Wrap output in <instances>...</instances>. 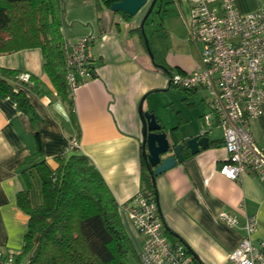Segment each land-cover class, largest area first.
I'll list each match as a JSON object with an SVG mask.
<instances>
[{
    "label": "crops",
    "instance_id": "obj_1",
    "mask_svg": "<svg viewBox=\"0 0 264 264\" xmlns=\"http://www.w3.org/2000/svg\"><path fill=\"white\" fill-rule=\"evenodd\" d=\"M235 1L242 14L256 11L264 4V0ZM165 2L171 4L165 9L170 10L171 18L184 13L181 0H161L158 11L165 8ZM147 7L134 16H126L111 10L105 0H65L61 29L64 41L82 36L91 38L89 57L93 76L79 86L73 97L72 110L77 121L72 120L65 98L46 73L40 48L0 54V67L17 69L22 77L36 78L31 88L14 86L23 90L35 114L22 111L11 97L0 96V247L17 255L23 248L29 216L18 205L17 195L26 188L25 175L31 183V204L40 201L34 169L22 173L27 158L36 151L37 134L41 158L52 167L57 165L54 160L57 155L73 151L68 148L70 140L78 141L75 149L87 155L100 172L118 204L124 229L137 243V252L140 251L142 238L126 210L134 194L146 187L141 179L139 102L143 98V109L155 114L171 141L169 130L181 120L174 135L175 143H184L206 130L202 115L207 109L205 96H195L199 91H188L189 96H179L178 102L158 96L166 111L149 95L165 91L169 77L152 63L139 30ZM186 8L188 11L187 5ZM145 25L146 21L144 32ZM158 55L165 67L172 65L182 72L191 71L199 62V52L198 56L185 53L176 57L158 51ZM216 129L219 128L203 133L209 138L207 148L192 154L184 146L183 161L155 178L167 236L182 242L203 264H229V253L246 234L243 226L247 217L255 219L252 242L258 245L264 239V183L253 173L229 179L218 171V165L228 154L222 132L212 135ZM250 131L256 144L264 148V103L261 113L250 120ZM221 211L234 215L237 225L220 220ZM27 260L25 257L19 264H26Z\"/></svg>",
    "mask_w": 264,
    "mask_h": 264
},
{
    "label": "built area",
    "instance_id": "obj_2",
    "mask_svg": "<svg viewBox=\"0 0 264 264\" xmlns=\"http://www.w3.org/2000/svg\"><path fill=\"white\" fill-rule=\"evenodd\" d=\"M186 1L189 40L198 46L199 62L191 71L170 74V85L204 92L203 133L218 127L228 154L218 171L229 179L253 173L264 183V148L256 144L250 131V120L261 113L264 103V4L242 14L235 0ZM90 45L89 36L62 44L65 80L72 98L93 76ZM77 146L76 139L68 143L70 149ZM126 210L142 238L140 264H203L182 242L167 236L153 189L138 190ZM218 217L231 226L238 223L226 211ZM243 227L246 234L229 253V264H264V239L258 245L251 239L254 217H247ZM0 264H17V253L0 247Z\"/></svg>",
    "mask_w": 264,
    "mask_h": 264
},
{
    "label": "trees",
    "instance_id": "obj_3",
    "mask_svg": "<svg viewBox=\"0 0 264 264\" xmlns=\"http://www.w3.org/2000/svg\"><path fill=\"white\" fill-rule=\"evenodd\" d=\"M115 1L105 3L110 7ZM64 8L65 0H0V54L40 48L46 73L65 98L72 120L77 121L65 80ZM31 82H36L34 76L25 80L19 70L0 67V96L11 97L22 111L35 114L23 90L14 87L31 88ZM180 122L169 130L174 143ZM35 142L36 151L27 158L22 173L34 169L40 181V201L31 204V183L25 175L26 188L18 193L17 203L29 219L17 264L25 257L26 264H130V256L139 261L118 204L90 158L74 148L57 155V165L52 167L41 158L37 134ZM141 168L143 183L154 191L143 154Z\"/></svg>",
    "mask_w": 264,
    "mask_h": 264
},
{
    "label": "water",
    "instance_id": "obj_4",
    "mask_svg": "<svg viewBox=\"0 0 264 264\" xmlns=\"http://www.w3.org/2000/svg\"><path fill=\"white\" fill-rule=\"evenodd\" d=\"M156 2L157 0H118L113 2L110 6V9L113 11H123L129 16H134L143 7L148 5L146 12L141 19L140 30L143 36L146 50L152 61L153 55L144 32V23L149 17V15L152 13ZM154 65L162 69L168 75V86H170V73L167 68L163 65L156 63ZM142 104L143 98L140 100L138 105V112L142 122L141 154H143L146 159L147 170L151 177V184L154 188L157 201L155 181L156 176L174 167L177 163L183 161L184 154L182 150L184 146L190 150V153L194 154L200 149L207 148L209 144V138L207 135H204L202 133L200 136H193L186 139L184 143H174L173 141L169 140L166 132L162 130V126L158 123L155 114L144 110Z\"/></svg>",
    "mask_w": 264,
    "mask_h": 264
},
{
    "label": "rangeland",
    "instance_id": "obj_5",
    "mask_svg": "<svg viewBox=\"0 0 264 264\" xmlns=\"http://www.w3.org/2000/svg\"><path fill=\"white\" fill-rule=\"evenodd\" d=\"M161 0H157V3L152 11V13L149 15V17L146 20L145 25V32L149 39L148 44L150 47V50L153 55V64H160L165 65V62L159 58L158 51H161V54L164 52L171 53L172 56H182L185 53L194 54L195 56H198V50L196 47V44H194L192 41L189 40V30L187 25L188 20V11L186 8V1L181 0L180 7L181 9H184V13H180V17L175 18L168 14L170 13V10H165L168 8V6L171 4L169 2H165V8L162 11H158L157 6ZM167 1V0H163ZM173 5V4H172ZM179 10V6L176 3L175 4ZM169 11V12H168ZM172 13V12H171ZM146 37V38H147ZM159 61H162L161 63ZM169 73H177L179 72L178 69L175 66H166ZM189 92L186 90H183L181 88L175 87L170 85L165 91H159L150 93V96H154V103L158 105L161 109L167 108L165 106H162L163 100L160 99L158 96H165L167 101H180L179 96H189ZM204 92L199 91L196 93L195 96H203ZM185 104V102L183 101ZM165 111L167 109H164ZM221 131L219 129L214 130L212 135H217ZM70 149V148H69ZM72 150V149H70ZM40 181L37 178V184L36 189L39 191V197H40ZM37 191V193H38ZM122 222V220H121ZM123 225V223H122ZM124 227V225H123ZM126 231V230H125ZM127 233V232H126ZM129 236V235H128ZM131 245L136 253L137 252V243L135 240L130 239ZM130 264H140L139 261H137L134 257L130 256Z\"/></svg>",
    "mask_w": 264,
    "mask_h": 264
}]
</instances>
